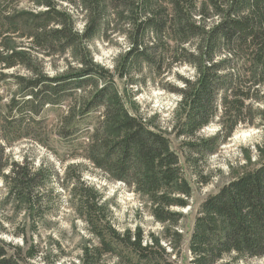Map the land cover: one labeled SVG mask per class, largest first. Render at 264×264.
Returning <instances> with one entry per match:
<instances>
[{
  "label": "trees",
  "instance_id": "16d2710c",
  "mask_svg": "<svg viewBox=\"0 0 264 264\" xmlns=\"http://www.w3.org/2000/svg\"><path fill=\"white\" fill-rule=\"evenodd\" d=\"M13 1L0 0V69L27 74L13 76L17 93L0 106V178L11 198L37 213L40 192L59 175L45 166L34 171L25 159L14 163L7 151L23 140L42 144L43 116L58 109L56 135L73 158L130 188L163 226L179 227L180 210L192 198L180 158L164 133L130 113L116 78L133 82L145 69L194 70V80L181 79L183 88L175 90L180 122L174 132L188 141L187 162L197 170L239 127H264V0H32L29 12ZM67 7L80 11L82 30ZM113 38L128 47L111 72L94 61L92 46ZM62 59L66 70L49 75L47 62ZM215 121L218 135L198 138ZM258 149L264 153V142ZM77 168L67 169L63 189L97 241L82 249V264H103L107 256L115 264H175L150 252L159 242L144 245L141 230L118 232L110 204ZM46 215L43 208V220ZM174 234L180 243L182 235ZM188 252L189 264L264 258V161L202 203ZM0 264H20L1 241Z\"/></svg>",
  "mask_w": 264,
  "mask_h": 264
},
{
  "label": "rangeland",
  "instance_id": "374dc122",
  "mask_svg": "<svg viewBox=\"0 0 264 264\" xmlns=\"http://www.w3.org/2000/svg\"><path fill=\"white\" fill-rule=\"evenodd\" d=\"M11 3L13 6L18 5V10L22 12L35 9L32 0H14ZM67 9L78 20L77 29L82 30L84 23L80 11L70 7ZM127 47L122 38H113L110 43L98 40L92 46L94 61L113 72L120 55ZM66 62L65 59L52 63L48 61L47 73L51 76L63 73ZM24 74L27 72L23 69L6 72L0 69V106L8 104L17 93L13 76ZM194 78V70L187 66L176 67L161 75L145 69L133 77V82L116 78L130 113L143 118L164 133L180 158V166L192 188V198L188 207L180 210L184 218L179 227L171 229L163 226L144 206L142 198L130 188L110 180L89 162L73 158V149L56 135L60 127L61 111L48 109L46 120L43 116L41 125L42 144L23 140L10 148L7 154L17 164H21L23 159L27 160L34 171L45 166L56 172L60 180L56 177L44 193L40 192L37 213L29 203L11 198L5 182L0 178V241L7 246L9 254L17 258L20 264H82V249L97 245V241L89 234L86 225L74 215L70 206V194L63 189L67 169L80 166L77 174L80 172L85 184L98 190L104 196V201L110 204L114 227L118 232L141 230L144 245L152 238L158 240L159 246L153 245L150 249L157 258L167 263L189 264V241L202 203L230 181L257 169L264 161V153L261 154L258 149L264 142V127L257 123L255 127H239L233 137L220 147L218 153L201 163L199 170L187 162L184 144L188 141L176 137L174 132L180 122V96L175 90L183 88L181 79ZM219 131V122L215 121L198 138H214ZM43 208L47 213L44 220ZM175 232L182 235L180 243ZM115 262L116 258L107 256L103 264ZM240 264H264V258L249 259Z\"/></svg>",
  "mask_w": 264,
  "mask_h": 264
}]
</instances>
